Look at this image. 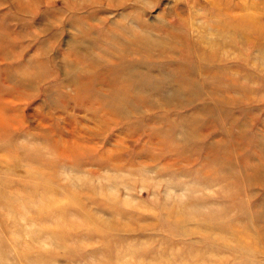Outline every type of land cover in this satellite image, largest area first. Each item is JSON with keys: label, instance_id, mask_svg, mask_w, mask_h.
I'll return each instance as SVG.
<instances>
[{"label": "rangeland", "instance_id": "1", "mask_svg": "<svg viewBox=\"0 0 264 264\" xmlns=\"http://www.w3.org/2000/svg\"><path fill=\"white\" fill-rule=\"evenodd\" d=\"M0 264H264V0H0Z\"/></svg>", "mask_w": 264, "mask_h": 264}, {"label": "bare ground", "instance_id": "2", "mask_svg": "<svg viewBox=\"0 0 264 264\" xmlns=\"http://www.w3.org/2000/svg\"><path fill=\"white\" fill-rule=\"evenodd\" d=\"M88 81H89V80H88ZM120 88H121V90H122V89H123V85H122V87L120 86ZM125 89H126V88H125ZM129 89H130V87H129ZM132 89H133V88H132ZM119 91H120V89L118 88V89H117V92H114L116 95L113 94L112 96H117V94L119 95V94H120V93H118ZM130 91H131V89H130ZM112 96H111V97H112ZM125 97H127V96H125ZM218 217H219V216H218Z\"/></svg>", "mask_w": 264, "mask_h": 264}]
</instances>
